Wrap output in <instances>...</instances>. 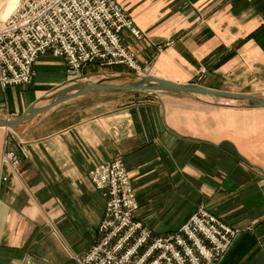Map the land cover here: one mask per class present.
<instances>
[{
    "label": "crops",
    "instance_id": "obj_1",
    "mask_svg": "<svg viewBox=\"0 0 264 264\" xmlns=\"http://www.w3.org/2000/svg\"><path fill=\"white\" fill-rule=\"evenodd\" d=\"M116 1L144 33L122 35L138 75L264 98V0ZM96 68L78 76L136 74ZM34 70L30 85L0 89L1 117L18 118L72 79L50 53ZM5 141L20 162L14 172L1 165ZM117 159L135 191L136 219L156 236L177 231L202 207L249 229L219 264H264V108L116 91L67 100L18 131L0 128V264H77L96 241L105 207L88 172Z\"/></svg>",
    "mask_w": 264,
    "mask_h": 264
},
{
    "label": "built area",
    "instance_id": "obj_2",
    "mask_svg": "<svg viewBox=\"0 0 264 264\" xmlns=\"http://www.w3.org/2000/svg\"><path fill=\"white\" fill-rule=\"evenodd\" d=\"M124 32L144 38L116 0H20L0 24V89L30 85L35 63L46 53L61 59L71 78L90 65L123 66L137 74V56L124 43ZM6 145L1 165L14 172L20 162ZM88 177L105 207L96 241L75 257L77 264H219L249 230L230 227L200 207L177 231L159 237L136 219L138 202L121 160L92 166Z\"/></svg>",
    "mask_w": 264,
    "mask_h": 264
},
{
    "label": "water",
    "instance_id": "obj_3",
    "mask_svg": "<svg viewBox=\"0 0 264 264\" xmlns=\"http://www.w3.org/2000/svg\"><path fill=\"white\" fill-rule=\"evenodd\" d=\"M116 91L144 94L171 93L218 107L242 109L264 108V98L207 89L194 84H179L161 78L126 73H95L74 77L46 92L18 118L0 116V128L18 131L38 113L88 93Z\"/></svg>",
    "mask_w": 264,
    "mask_h": 264
},
{
    "label": "rangeland",
    "instance_id": "obj_4",
    "mask_svg": "<svg viewBox=\"0 0 264 264\" xmlns=\"http://www.w3.org/2000/svg\"><path fill=\"white\" fill-rule=\"evenodd\" d=\"M19 1L20 0H0V24L16 9ZM96 69L100 71H104L107 68H96ZM109 94L111 93L93 95L91 98L87 100H81L82 101L81 104L83 105L92 104L93 102L108 97ZM224 108H231V107H224ZM232 109H242V108H232Z\"/></svg>",
    "mask_w": 264,
    "mask_h": 264
}]
</instances>
